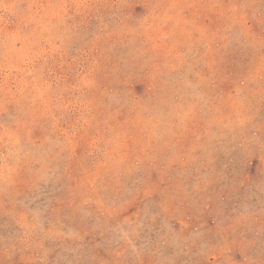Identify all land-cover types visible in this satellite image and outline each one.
I'll return each mask as SVG.
<instances>
[{
	"label": "rangeland",
	"instance_id": "obj_1",
	"mask_svg": "<svg viewBox=\"0 0 264 264\" xmlns=\"http://www.w3.org/2000/svg\"><path fill=\"white\" fill-rule=\"evenodd\" d=\"M0 264H264V0H0Z\"/></svg>",
	"mask_w": 264,
	"mask_h": 264
}]
</instances>
